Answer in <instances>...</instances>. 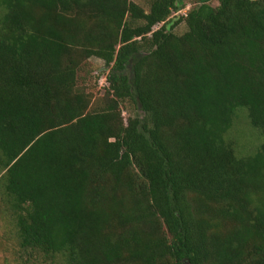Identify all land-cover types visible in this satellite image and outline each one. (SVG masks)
Masks as SVG:
<instances>
[{"label":"trees","instance_id":"trees-1","mask_svg":"<svg viewBox=\"0 0 264 264\" xmlns=\"http://www.w3.org/2000/svg\"><path fill=\"white\" fill-rule=\"evenodd\" d=\"M143 1L0 0L16 264H264V143L230 136L244 110L264 137V0Z\"/></svg>","mask_w":264,"mask_h":264},{"label":"rangeland","instance_id":"rangeland-1","mask_svg":"<svg viewBox=\"0 0 264 264\" xmlns=\"http://www.w3.org/2000/svg\"><path fill=\"white\" fill-rule=\"evenodd\" d=\"M130 1L143 7L145 10L147 9L143 0ZM213 4L216 5L215 2ZM189 7L190 5L181 13L173 14L170 20L171 23H174L180 15L185 14ZM184 31L185 26L181 23L174 28L173 32L182 34ZM107 73L108 68L104 66L100 59L90 58L82 64L78 74V82L91 96L96 110H100L103 106V95L107 89L105 81ZM122 116L126 120L129 116L128 111L124 110ZM230 133V136L234 138L233 142L236 153L239 156L241 153L243 155L254 153L264 143V137L249 126L246 111L244 110L237 111L234 127ZM4 198L3 191L0 188V203H2ZM9 222L8 216H5V213L0 209V264H16L13 258H16L17 237Z\"/></svg>","mask_w":264,"mask_h":264}]
</instances>
